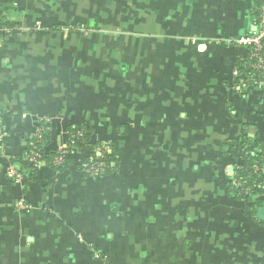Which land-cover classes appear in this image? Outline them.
Masks as SVG:
<instances>
[{"label": "crops", "instance_id": "crops-1", "mask_svg": "<svg viewBox=\"0 0 264 264\" xmlns=\"http://www.w3.org/2000/svg\"><path fill=\"white\" fill-rule=\"evenodd\" d=\"M253 2L0 8L21 26L0 36V264H264L257 202L231 191L242 143L264 148V84L227 42L251 32ZM44 119L46 150L83 127L97 154L114 147L111 169L81 170L92 153L72 148L14 181L10 157Z\"/></svg>", "mask_w": 264, "mask_h": 264}, {"label": "trees", "instance_id": "trees-1", "mask_svg": "<svg viewBox=\"0 0 264 264\" xmlns=\"http://www.w3.org/2000/svg\"><path fill=\"white\" fill-rule=\"evenodd\" d=\"M259 0H254L253 7L258 3ZM9 0H0V8L3 7L6 3H8ZM93 23H90L92 25ZM18 24H15L13 22H9L4 20L2 17V14L0 12V27L7 26V27H14ZM9 34H16V30H12ZM2 34H0L1 36ZM248 50V48H247ZM250 51L248 50V61L251 62L249 56ZM262 54L264 56V48L262 51ZM243 69V68H242ZM249 72L252 74V69L249 68ZM249 77L250 81L259 79L256 75H251ZM41 124L46 126V129L44 130L41 138L39 140L34 135L29 147L23 152L21 156H11L10 162L15 165V167L18 169V171L24 176L25 174H31L34 173L36 170H38L40 167H35L31 164V162L28 160V155H30L32 152L37 151L41 155V160L44 165L50 167V168H62L65 164L66 156L71 151L72 148H79L82 150L89 149L92 153V156L97 159L104 162L103 169L98 174L106 173L109 169H111V163L115 161V150L112 146V150L108 151L107 149L100 154H97V150L95 149V144L90 139L89 130L83 127H69L68 128V142H67V154L64 155L63 161L61 163H55L53 161L54 156L56 155V149L53 150H46V146L48 145L49 140V122L47 121H41ZM78 131L82 132V135H76ZM72 141V142H71ZM257 143V141H255ZM254 144L256 145V143ZM249 142H243L242 147L248 148L250 147ZM97 145V144H96ZM264 150V148H263ZM88 158L84 159L87 160ZM83 160V161H84ZM82 161V162H83ZM256 163L259 165H264V153H258L255 152V154L251 155L249 158V164L248 165H242L237 164L234 167L233 176L235 179V184H231V191L235 198L238 200H243L247 202L251 195L255 194H261L264 193V172L260 173V171H254L252 168V165ZM42 164V165H43ZM81 166V165H80ZM81 170L88 171L86 169H83L81 167ZM242 185L245 189H241L238 185ZM264 204V199L257 200L256 207L252 208V212L255 214L256 209L258 206H261Z\"/></svg>", "mask_w": 264, "mask_h": 264}, {"label": "built area", "instance_id": "built-area-1", "mask_svg": "<svg viewBox=\"0 0 264 264\" xmlns=\"http://www.w3.org/2000/svg\"><path fill=\"white\" fill-rule=\"evenodd\" d=\"M21 29V26H14L12 28L7 26L0 27V34L5 35L9 34L12 30ZM227 42L234 43L237 45L244 46L248 48L250 51L249 56L252 60L249 62V68L252 69V74L256 75L259 79L253 80V84H264V56L262 54L263 48H264V0H259L256 5L253 7V28L251 32L248 34L242 35L240 37L234 38V39H228ZM43 121L49 122V120L44 119ZM46 129V126L43 124L38 123L36 126L35 136L39 140L41 138L44 130ZM76 135L81 136L82 132L78 131ZM248 140H253L252 138H248ZM72 142V141H71ZM249 146L248 148H242L241 149V155H242V165H248L249 164V158L251 155L255 154V152L258 153H264L263 148L257 146L252 141H248ZM67 143L59 145L56 149V155L53 158V161L55 163H61L63 161L64 155L67 154ZM107 148L105 145H102L98 148L100 150V153H103ZM28 160L31 162V164L35 167H40L43 162L41 160V155L39 152L34 151L30 155H28ZM104 162L101 160H97L94 157H89L87 160H84L81 163V167L83 169H86L90 172V174H98L103 169ZM252 168L254 171H260V173L264 172V165H259L254 163L252 165ZM7 174L9 177H11L14 181L18 182L22 180V174L18 171V169L15 167L13 163H9L7 168ZM235 184V179L233 178L232 184ZM241 189H245L242 185H238ZM251 198H254L257 202V200L264 199V193L261 194H255L251 195L249 200ZM248 200V201H249ZM18 207H27L29 208V204H25L22 201L17 202L16 204ZM264 205V204H263Z\"/></svg>", "mask_w": 264, "mask_h": 264}, {"label": "water", "instance_id": "water-1", "mask_svg": "<svg viewBox=\"0 0 264 264\" xmlns=\"http://www.w3.org/2000/svg\"><path fill=\"white\" fill-rule=\"evenodd\" d=\"M256 217L261 220L264 221V205H261L257 208L256 210Z\"/></svg>", "mask_w": 264, "mask_h": 264}]
</instances>
